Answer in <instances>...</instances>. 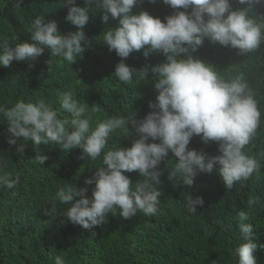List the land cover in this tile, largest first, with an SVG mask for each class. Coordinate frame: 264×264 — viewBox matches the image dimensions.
<instances>
[{
	"label": "trees",
	"instance_id": "obj_1",
	"mask_svg": "<svg viewBox=\"0 0 264 264\" xmlns=\"http://www.w3.org/2000/svg\"><path fill=\"white\" fill-rule=\"evenodd\" d=\"M76 5L84 7L85 0H76ZM237 7L244 6L233 0V8ZM141 11L166 22L167 16L185 10L173 9L162 0H139L133 14ZM67 12L63 0H0V37L8 38L13 46L31 42V25L39 15H44L46 21H56L59 32L67 35L77 30L65 19ZM255 12L258 22L264 20V5H257ZM102 15V9L90 13L83 29L90 47L72 65L52 56L50 49L45 48L34 61H13L10 67L0 66V106L12 107L21 100H44L60 110L59 118L71 120V114L61 108L63 94L71 90L86 107L85 116L90 117L92 129L111 117L132 116L141 120L152 111L149 103L156 101L158 92L154 84L158 78L151 71L146 79L134 77L127 84L115 77V67L122 58L103 43L102 34L119 21L110 19L104 24ZM143 51H134L124 63L142 69L166 61L160 52L145 58ZM192 55L211 64L223 80L242 77L247 83L261 112V123L244 151L260 162V170L231 190L226 189L215 169L210 174H198L194 184L187 186L168 179L170 167L178 161L169 151L158 166L162 195L156 215L138 212L126 220L117 209L93 229H84L68 222L65 215L69 205L60 204L56 192L71 184L77 189L87 187L85 195L91 198L95 184L85 185L84 181L102 166L103 154L92 161L87 156L81 158L83 150L79 147L64 151L55 143L35 146L31 141L20 153L17 148L23 141L17 145L7 142V122L0 115V177H19L12 189L0 183V264H55L57 257L64 264H237L234 250L243 242L237 225L242 210L248 213V222L253 225L257 264H264V43L241 55L237 49L205 39ZM128 128L127 136L122 130L112 133L104 151L131 147L138 136L131 125ZM188 148L209 156L220 155L218 142L204 143L197 135ZM37 152L47 157L43 165L34 160ZM125 175L133 186L143 180L138 171ZM188 196L204 199V205L198 206L194 214L187 211ZM250 198H257L251 207L247 203Z\"/></svg>",
	"mask_w": 264,
	"mask_h": 264
},
{
	"label": "clouds",
	"instance_id": "obj_2",
	"mask_svg": "<svg viewBox=\"0 0 264 264\" xmlns=\"http://www.w3.org/2000/svg\"><path fill=\"white\" fill-rule=\"evenodd\" d=\"M138 2L85 0V6L80 7L76 0H63L68 8L65 19L76 26L75 32L62 35L56 21H46L44 15H39L31 25V42L13 46L8 38L0 37V66L10 67L13 61H34L45 48L50 49L52 56L72 65L90 47L83 31L90 13L102 9L104 24L110 19L119 21L116 27L102 34L103 43L122 58L115 67V77L127 84L134 77L146 79L151 71L158 78L154 84L158 92L156 101L149 103L152 111L143 119L111 117L99 122L94 129L90 117L85 116L86 107L71 90L65 92L61 100V108L71 114V120L59 118L60 110L44 100L37 103L21 100L12 107L0 106V115L7 122V142L17 145L23 141L17 148L20 153L31 141L35 146L55 143L64 151L79 147L83 150L81 158L87 156L92 161L103 154L102 166L84 181L85 185L95 184L91 198L85 195L87 187L77 189L71 184L56 192L59 203L69 205L65 215L68 222L84 229H93L117 209L126 220L138 212L145 216L156 215L162 195L158 187L162 173L158 166L169 151L178 161L170 167L168 179L187 186L194 184L198 174H210L215 169L226 189L231 190L236 183H244L260 170V162L244 151L261 123V112L247 83L242 77L223 80L211 64L192 53L205 39L237 49L241 55L258 49L264 43V20L258 22L255 8L264 5V0H235L244 6L237 8H233V0H162L173 9L185 10L167 16L166 22L147 11L133 14ZM141 49L145 58L152 52H160L166 61L151 68L145 65L142 69L124 63L131 53ZM93 110H97L95 106ZM128 125L138 136L131 147H116L105 152L112 133L122 130L124 136L130 134ZM194 135L200 136L204 143L218 142L220 155L189 150ZM150 139L159 142L150 143ZM46 159L39 152L34 158L40 165ZM134 171L143 178L135 186L125 175ZM18 182V176L15 179L0 177V183L8 189ZM247 203L251 207L257 203V198H250ZM203 205L202 197L188 196L190 214ZM248 220L246 211L238 213L237 225L243 242L234 250L237 264H257L254 255L257 244L253 242V225ZM55 264H64V260L57 257Z\"/></svg>",
	"mask_w": 264,
	"mask_h": 264
}]
</instances>
